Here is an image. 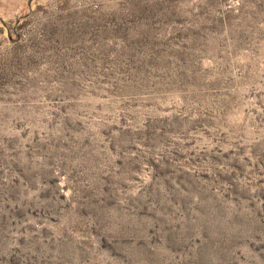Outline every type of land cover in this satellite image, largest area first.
Segmentation results:
<instances>
[{"label":"rangeland","instance_id":"1","mask_svg":"<svg viewBox=\"0 0 264 264\" xmlns=\"http://www.w3.org/2000/svg\"><path fill=\"white\" fill-rule=\"evenodd\" d=\"M0 264H264V0H0Z\"/></svg>","mask_w":264,"mask_h":264}]
</instances>
